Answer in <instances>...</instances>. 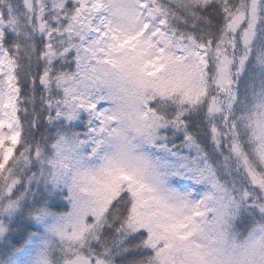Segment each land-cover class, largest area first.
<instances>
[{"label": "snow or ice", "instance_id": "1", "mask_svg": "<svg viewBox=\"0 0 264 264\" xmlns=\"http://www.w3.org/2000/svg\"><path fill=\"white\" fill-rule=\"evenodd\" d=\"M0 264H264V0H0Z\"/></svg>", "mask_w": 264, "mask_h": 264}, {"label": "clouds", "instance_id": "2", "mask_svg": "<svg viewBox=\"0 0 264 264\" xmlns=\"http://www.w3.org/2000/svg\"><path fill=\"white\" fill-rule=\"evenodd\" d=\"M114 99V114L118 117L119 127L123 133H127V114L134 112L137 108L136 101L130 96L117 92ZM238 231V230H237ZM246 235L238 234L236 236V243L243 244L246 240ZM232 250H229L228 255L231 256Z\"/></svg>", "mask_w": 264, "mask_h": 264}]
</instances>
